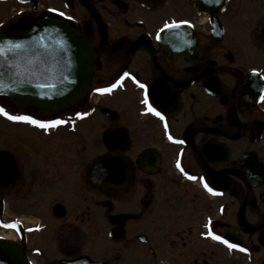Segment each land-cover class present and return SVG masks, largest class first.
<instances>
[{
  "label": "flooded vegetation",
  "instance_id": "flooded-vegetation-1",
  "mask_svg": "<svg viewBox=\"0 0 264 264\" xmlns=\"http://www.w3.org/2000/svg\"><path fill=\"white\" fill-rule=\"evenodd\" d=\"M195 1L0 0L6 32L55 18L94 49L86 99L58 114L22 110L66 121L32 130L77 136L86 126L87 141L54 146L64 164L52 173L44 164L43 187L35 177L21 184L6 150L18 169L9 194L58 197L27 221L0 209L1 236L31 264H264V0ZM146 92L163 119L147 110ZM102 160L120 173L100 186Z\"/></svg>",
  "mask_w": 264,
  "mask_h": 264
},
{
  "label": "water",
  "instance_id": "water-1",
  "mask_svg": "<svg viewBox=\"0 0 264 264\" xmlns=\"http://www.w3.org/2000/svg\"><path fill=\"white\" fill-rule=\"evenodd\" d=\"M196 4L200 6L199 0ZM33 26L18 34L0 29V44H5L6 52L8 41L23 45L14 55L0 56V95L41 113H58L75 106L88 93L95 69L94 52L84 37L65 22L49 18L33 21ZM101 171L113 175L120 172L114 166ZM17 176L13 156L0 152V195L9 192ZM0 264L30 263L16 244L0 238Z\"/></svg>",
  "mask_w": 264,
  "mask_h": 264
},
{
  "label": "rangeland",
  "instance_id": "rangeland-1",
  "mask_svg": "<svg viewBox=\"0 0 264 264\" xmlns=\"http://www.w3.org/2000/svg\"><path fill=\"white\" fill-rule=\"evenodd\" d=\"M0 106L11 115H22L24 112L21 107L4 97H0ZM88 135L87 127L83 126L80 127L77 136L69 131L66 132L65 129L59 130V132H55L51 136H45L41 132L32 130L28 124L21 121L12 122L8 117L0 113V150L13 149L16 152L15 155L22 169L21 184H29L30 179L35 177L41 187H43L42 170L49 173L57 172L53 167L64 164L63 158L66 153L60 155V150H54V146L57 144H62V147L69 145L79 146L82 141H87ZM44 164H47V171H45ZM55 198L58 197L53 190H48L45 193H40L37 190L36 194H31L27 199L22 196V193H7L5 196H0V201L3 200L4 202L3 207L0 205V209L3 208L4 213L11 215L10 209L15 207L14 209L17 210L15 212L17 213L16 216L25 217L27 221L31 219L30 215L32 214L45 213ZM0 234L6 235L7 232H0Z\"/></svg>",
  "mask_w": 264,
  "mask_h": 264
},
{
  "label": "snow or ice",
  "instance_id": "snow-or-ice-1",
  "mask_svg": "<svg viewBox=\"0 0 264 264\" xmlns=\"http://www.w3.org/2000/svg\"><path fill=\"white\" fill-rule=\"evenodd\" d=\"M55 11V9L53 10ZM63 15V13H61ZM179 23H189L188 21H180ZM175 27H178V23L173 21L172 23L168 24L166 23L164 25V28H175ZM161 31H163V29H161ZM160 38V35L159 33H157V39ZM8 47H7V52H6V49H5V44H0V56H6L7 54L11 53V54H15L16 50H19L23 47V45H21L20 43H14V42H11V41H8L6 42ZM7 63H9L10 65L12 64V61H7ZM253 73H255L257 70L256 69H253L252 70ZM14 75H19L18 72H15L13 73ZM125 75H128V73H125ZM120 81L118 80L116 83L112 84L110 87L108 88H99L97 89V91L99 92H111L114 88H116L118 85H119ZM137 83H139V81H137ZM142 88H146V85H140ZM262 92H264V88L261 89ZM148 94L147 92L145 93V99H144V104L145 105H148V111L151 112V113H154L156 116L160 117L161 119H163V115L160 111L157 110V108L155 107H152V105L149 103V100L147 98ZM261 99H264V96L261 97ZM0 113H2L4 116L8 117L10 120L12 121H21V122H26V123H29V124H32V125H36L38 127H40L41 129H44V130H48L50 128H55L57 127L58 125H61V124H64L66 123V121H64L63 119H54V120H41V119H36L34 118L32 115H27V114H22V115H11L9 112H7L2 106H0ZM88 113H80V112H77L76 113V116L78 117H82V116H87ZM165 128H167V124H165ZM169 139H172L171 135H169ZM182 142V141H181ZM177 166L179 167L180 164H179V161H177ZM181 172H184V169L181 168ZM185 175H188L187 172H184ZM190 179H196V177H190ZM205 188L208 189V191H213L212 188L208 187L207 183H205ZM11 227H16V225H10ZM208 235L210 236H213L214 239L218 240V241H222L223 243L227 244L229 246V248H240V245L238 244H230L228 242V240L224 239L223 236L221 235H216L214 233H212L211 231H209L207 233ZM242 251L244 252H247L248 249L246 248H242L241 249Z\"/></svg>",
  "mask_w": 264,
  "mask_h": 264
}]
</instances>
